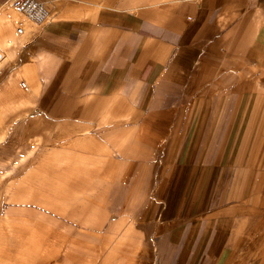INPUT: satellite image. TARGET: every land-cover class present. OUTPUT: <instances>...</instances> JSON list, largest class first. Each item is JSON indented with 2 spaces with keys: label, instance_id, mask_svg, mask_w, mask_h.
I'll use <instances>...</instances> for the list:
<instances>
[{
  "label": "crops",
  "instance_id": "1",
  "mask_svg": "<svg viewBox=\"0 0 264 264\" xmlns=\"http://www.w3.org/2000/svg\"><path fill=\"white\" fill-rule=\"evenodd\" d=\"M36 1L41 24L0 0V169L17 170L16 196H41V168L100 182L107 164L139 259L264 264V223L250 227L264 209V0Z\"/></svg>",
  "mask_w": 264,
  "mask_h": 264
},
{
  "label": "rangeland",
  "instance_id": "2",
  "mask_svg": "<svg viewBox=\"0 0 264 264\" xmlns=\"http://www.w3.org/2000/svg\"><path fill=\"white\" fill-rule=\"evenodd\" d=\"M107 167L100 182L97 170L41 168V196H16L17 170L0 169V264H154L138 257L140 233L119 231L133 223L119 212V170ZM260 211L250 227L264 223Z\"/></svg>",
  "mask_w": 264,
  "mask_h": 264
},
{
  "label": "built area",
  "instance_id": "3",
  "mask_svg": "<svg viewBox=\"0 0 264 264\" xmlns=\"http://www.w3.org/2000/svg\"><path fill=\"white\" fill-rule=\"evenodd\" d=\"M11 8L31 23L41 24L47 18V11L44 6L36 0H9ZM17 33H22L20 26ZM4 60V56L0 53V62Z\"/></svg>",
  "mask_w": 264,
  "mask_h": 264
}]
</instances>
